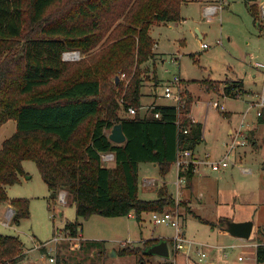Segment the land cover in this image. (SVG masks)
I'll return each mask as SVG.
<instances>
[{
    "label": "trees",
    "instance_id": "obj_1",
    "mask_svg": "<svg viewBox=\"0 0 264 264\" xmlns=\"http://www.w3.org/2000/svg\"><path fill=\"white\" fill-rule=\"evenodd\" d=\"M187 1L0 0V127L16 121L15 133L0 148V204L10 202L15 208V225L29 218V201L10 199L6 186L20 183L26 160L36 163L51 198L62 189L72 195L78 218L134 212L140 220L144 212H163L176 205L166 184L157 191L158 198H139V165L156 163L166 177L178 153L195 151L203 140V124L188 117L190 98L183 112L174 106H157L142 117L138 112L142 79L137 68L154 55L152 26L182 20ZM260 1L244 3L262 34ZM77 50L96 51L89 60H63L65 52ZM132 70L124 108L133 106L137 114L123 118L118 116L120 104L115 98V90L123 84L114 79ZM232 89L233 85L224 88L228 95ZM258 120L264 123V113ZM118 123L126 135L122 144L108 135ZM105 153L114 154V167L102 164ZM193 169L191 164L179 170L191 188ZM224 220L220 227L226 225ZM81 227L78 220L65 224L74 237ZM159 240L142 242L148 248ZM256 242L257 262L263 263L264 225ZM138 250L123 248L121 254ZM23 255L19 237L0 233V264H18ZM56 264L66 262L57 259Z\"/></svg>",
    "mask_w": 264,
    "mask_h": 264
},
{
    "label": "rangeland",
    "instance_id": "obj_2",
    "mask_svg": "<svg viewBox=\"0 0 264 264\" xmlns=\"http://www.w3.org/2000/svg\"><path fill=\"white\" fill-rule=\"evenodd\" d=\"M188 1L181 9L183 21L152 26L150 35L157 43L154 55L137 68L142 79L139 114L147 115L155 107L162 106L155 105L149 98L154 89L159 103H173L171 106L179 107L180 112L190 98L191 112L194 109V117L206 130V140L199 143L197 158L202 159L205 153H210L213 161L222 160L219 170H213L206 163L200 164L194 177V189L182 183L179 195L175 184L178 179L176 163L164 178L153 163L140 164L139 198L155 199L160 186L166 183L178 200L175 198L176 205L165 211L178 212L187 250L174 249L171 239L175 236V228L153 223L151 212L142 213L140 220L134 212L131 217L92 215L78 218L72 195L62 189L51 198L36 163L26 160L23 162L26 174L20 177V183L6 186V191L10 199H28L29 218L15 225V208L10 202L0 204V233L17 236L24 243V255L18 264L24 260L32 264H56L57 259L65 260L66 264H160L164 258L145 253L142 240L151 239L168 241L174 264H213V260L222 264H264L257 262L254 245L258 246L257 232L264 225V123L259 122L252 108L258 98L256 95L264 91V29L260 34L254 26L244 0H225L226 4L210 18L204 14L203 3ZM258 7L264 27V0ZM197 29L202 34L201 39ZM202 43H207L209 48H202ZM77 51L76 62L89 60L96 50ZM134 71L118 75L123 87L115 90V98L120 104L118 116L123 118L129 117L124 108V95ZM176 78L180 83L174 82ZM240 84L244 91L237 87ZM225 85L234 86L232 94L225 92ZM220 91L225 95H218ZM178 93L182 98L180 104ZM214 102L219 103L218 108ZM15 131L16 121L12 119L0 127V148ZM234 140L239 145L230 150ZM102 164L115 166L114 161L103 159ZM244 168L251 172H245ZM144 178L155 179V185L143 187ZM222 219L252 220L256 224L251 238L245 240L220 233ZM76 220L81 223L85 238L79 242L76 239L51 242L56 235L67 234L65 224ZM231 241L236 248L222 247ZM88 243H92V247ZM35 248L37 250H32ZM123 248L139 250L134 254H121ZM199 252L207 256L200 259ZM178 254L175 263L173 257ZM52 257L55 262L50 261ZM36 258L41 261L35 263Z\"/></svg>",
    "mask_w": 264,
    "mask_h": 264
},
{
    "label": "built area",
    "instance_id": "obj_3",
    "mask_svg": "<svg viewBox=\"0 0 264 264\" xmlns=\"http://www.w3.org/2000/svg\"><path fill=\"white\" fill-rule=\"evenodd\" d=\"M205 1V7H204V11H205V16H207L208 18H210L211 16H214L217 12L218 9H221L222 6L224 5V0H202ZM263 14H264V9H263ZM201 47L206 49L209 48V45L207 43H202ZM78 51H68L65 52L63 54V60H67V61H74L76 59L79 58L78 56ZM122 77H125V74H122ZM177 81V82H176ZM175 83H180V79L176 78L174 80ZM177 100L180 104V102L182 101V98L180 96V94H177ZM257 101L253 102L252 104V108H255L256 110V115L257 117H260L263 113H264V91L261 94H257L256 95ZM214 105L218 108L219 107V103L218 102H214ZM223 108V107H222ZM178 110H180L179 107H177ZM126 112L128 113L129 116H134L137 114V110L133 107V106H128L126 108ZM155 117L156 118H160V113H155ZM193 122H195L194 120H192ZM185 133L187 132V130L184 131ZM237 138V137H236ZM235 138V140H236ZM233 141V143L230 145V150H233L237 145L238 142L237 141ZM242 145H244L243 143H241ZM102 159L104 161H113L114 160V154L113 153H105L102 154ZM206 163L208 164L210 167L213 168V170H219L220 169V165L222 163V160L220 161H213L211 159V154L210 153H205L202 159H199L197 157H195L194 151L191 150H183L180 151L177 155V160H176V164L179 168V170L181 168H183L184 170L189 167L191 164H193V170L194 172H197L200 164ZM182 183L185 184V177H181L179 176L178 180H177V185L178 186H182ZM151 219L153 221V223L155 224H163V225H167V226H171L173 228H175L176 233L175 236L172 238V242L174 245V249L175 250H187L188 245L185 244L186 243V239L182 233V229H181V225H180V217L178 212L176 211H163V212H158V211H152L151 212ZM68 233L65 234L64 236L62 235H56L53 240L51 242L57 244L58 242H60L61 239H76V241H80L82 240V235L81 232L79 231L78 236L74 237L72 236L69 231H67ZM234 247V246H233ZM199 254L201 255V258H204L207 256L206 253L202 252ZM241 259V257H240ZM51 262H55V258L52 257L50 258Z\"/></svg>",
    "mask_w": 264,
    "mask_h": 264
},
{
    "label": "water",
    "instance_id": "obj_4",
    "mask_svg": "<svg viewBox=\"0 0 264 264\" xmlns=\"http://www.w3.org/2000/svg\"><path fill=\"white\" fill-rule=\"evenodd\" d=\"M118 81L119 76H116L114 82L117 84ZM109 139L116 144H122L126 141V135L123 131L122 123L114 125L109 134ZM60 216H62V213H60ZM220 229L225 230L228 234L233 237L248 240L251 238V235L253 233L254 222L252 220L242 222L228 220L226 221V225L224 227H220ZM145 253L148 255H156L164 258L165 260H169V243L165 239L159 240V242L146 248Z\"/></svg>",
    "mask_w": 264,
    "mask_h": 264
},
{
    "label": "crops",
    "instance_id": "obj_5",
    "mask_svg": "<svg viewBox=\"0 0 264 264\" xmlns=\"http://www.w3.org/2000/svg\"><path fill=\"white\" fill-rule=\"evenodd\" d=\"M189 1H187L186 3H188ZM191 2V1H190ZM193 2H198V3H203L204 5L206 4V2L205 1H202V0H196V1H193ZM186 3H184V4H186ZM224 4H226V2H225V0H224ZM205 7V6H204ZM204 10V9H203ZM204 14H205V11H204ZM182 19H183V17H182ZM181 21H183V20H180L179 22H181ZM178 22V21H177ZM172 23V22H171ZM174 23V22H173ZM168 24V23H167ZM254 24V23H253ZM255 26V25H254ZM197 31V33H198V35H199V38L201 39L202 38V34L200 33V31L197 29L196 30ZM155 46H157V43H155ZM156 53V52H155ZM157 54V53H156ZM226 86H228V85H225V87ZM156 88V87H155ZM165 89V88H164ZM159 90V89H158ZM242 90L244 91V89H243V87H242ZM219 91V90H218ZM217 92V91H216ZM159 94V93H158ZM209 94V93H208ZM149 95H151V97H149L154 103H155V105L157 104V105H162V106H171L173 103H159L158 102V99H156L155 98V95H156V92H155V89H154V92H151V94H149ZM218 95H225V94H222V91H220L219 93H218ZM228 96V95H227ZM161 98V97H160ZM164 99H166V98H164ZM168 100V99H167ZM195 108V107H194ZM221 109H223L222 107H221ZM193 111H194V109H192V112H191V118L195 121V122H200L196 117H194V115H193ZM126 112V111H125ZM145 112H147V109H145ZM144 112V113H145ZM127 113V112H126ZM128 114V113H127ZM146 115V113L145 114H143L142 113V117L143 116H145ZM201 123V122H200ZM230 134H233L232 133V131L230 132ZM108 135H109V133H108ZM203 140L205 141L206 140V130H205V127H204V125H203ZM202 140V141H203ZM201 141V142H202ZM199 146V145H198ZM198 146L196 147V149H195V151H194V154H195V157H197L196 156V153H197V149H198ZM114 165H115V157H114ZM110 162H112V161H110ZM156 167H158V165L156 164V163H153ZM200 169V168H199ZM199 169H198V171H199ZM244 170H245V172H247V173H249V172H251V170L250 169H248V168H244ZM198 171L197 172H195V175L198 173ZM195 175H194V177H195ZM201 175V174H200ZM179 168H178V178H179ZM194 177H193V179H192V188L190 187V189L191 190H193L194 189ZM178 180V179H177ZM139 181H140V165H139ZM164 184H166V183H163L162 185H164ZM175 184H176V186H177V195H179V189L182 187V186H178L177 185V181L175 182ZM148 186V187H151V186H154L155 185V179H151V178H144V183H143V187H145V186ZM161 185V186H162ZM160 186V187H161ZM140 188V187H139ZM168 188V187H167ZM140 191V190H139ZM168 191L173 195V193L170 191V188H168ZM174 196V195H173ZM156 198H158V194H157V196L155 197V199ZM174 198H176V197H174ZM177 200H178V198H176ZM180 201H182L181 199H179ZM62 213V215H63V212H61ZM128 216H133V212L132 213H130ZM255 223V222H254ZM256 224V223H255ZM183 230V229H182ZM183 233H184V231H183ZM220 233H223L225 236H228V237H231V235L230 234H228L226 231H222V229L220 230ZM81 235H82V238H85V236H84V233H83V228L81 227ZM86 240H87V238H86ZM143 241V240H142ZM229 245H223L222 247L223 248H226V247H228V246H230V248L232 247V246H234L233 248H236L237 247V245L236 244H234L232 241L231 242H229L228 243ZM256 247H257V244L255 243L254 244ZM221 247V248H222ZM220 248V249H221ZM32 250H37V248H35V249H32ZM28 251V250H27ZM26 251V252H27ZM30 253V251H28V254ZM172 252H170V259L169 260H171L172 259ZM178 256H180L179 254L178 255H176L175 256V258L173 257V259H174V262L176 263L177 262V259H178ZM240 257V256H239ZM238 257V258H239ZM25 261L26 262H30V260H24L23 261V263H25ZM39 261H41L40 259H35V263H39ZM43 262V261H42ZM181 262L183 263V260H181ZM22 263V264H23ZM33 262L31 261L30 262V264H32ZM188 263V262H187ZM212 263L213 264H222V263H219V261H212ZM161 264V263H160Z\"/></svg>",
    "mask_w": 264,
    "mask_h": 264
}]
</instances>
